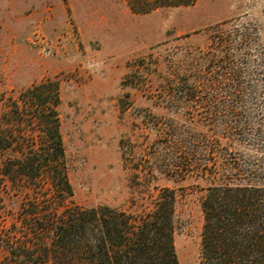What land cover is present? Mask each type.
Masks as SVG:
<instances>
[{
    "label": "trees",
    "instance_id": "16d2710c",
    "mask_svg": "<svg viewBox=\"0 0 264 264\" xmlns=\"http://www.w3.org/2000/svg\"><path fill=\"white\" fill-rule=\"evenodd\" d=\"M136 1L148 14L197 0ZM228 26L205 32L204 48L175 52L161 94L188 106L158 130L177 159L160 171L174 187L134 198L136 210L73 201L58 85L26 93L0 126V153L19 155L0 173L24 197L19 229L0 231V264H180L179 189L188 181L202 186L201 264H264V21Z\"/></svg>",
    "mask_w": 264,
    "mask_h": 264
},
{
    "label": "rangeland",
    "instance_id": "374dc122",
    "mask_svg": "<svg viewBox=\"0 0 264 264\" xmlns=\"http://www.w3.org/2000/svg\"><path fill=\"white\" fill-rule=\"evenodd\" d=\"M132 5L0 0V126L16 106L24 108L29 90L56 83L73 201L84 207L136 210L134 198L155 193L154 187H174L160 171L173 168L177 159L165 150L158 130L188 106L178 109L161 94L180 62L175 52L204 48L205 32L211 35L217 25L261 27L264 21V0H197L191 7L148 14L138 13L142 6L136 0ZM33 106L25 113L33 114ZM18 156L0 153V169ZM182 187L176 251L180 264H201L202 186L188 181ZM23 199L0 173L3 234L19 229Z\"/></svg>",
    "mask_w": 264,
    "mask_h": 264
}]
</instances>
